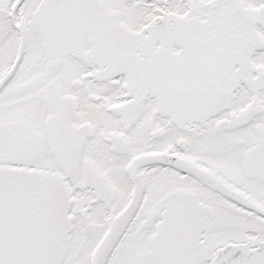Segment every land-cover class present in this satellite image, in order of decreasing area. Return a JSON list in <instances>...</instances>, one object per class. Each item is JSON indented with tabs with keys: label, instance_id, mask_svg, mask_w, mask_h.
<instances>
[{
	"label": "snow or ice",
	"instance_id": "obj_1",
	"mask_svg": "<svg viewBox=\"0 0 264 264\" xmlns=\"http://www.w3.org/2000/svg\"><path fill=\"white\" fill-rule=\"evenodd\" d=\"M0 264H264V0H0Z\"/></svg>",
	"mask_w": 264,
	"mask_h": 264
}]
</instances>
